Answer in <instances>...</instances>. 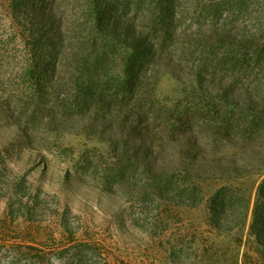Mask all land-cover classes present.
<instances>
[{"label":"rangeland","instance_id":"rangeland-1","mask_svg":"<svg viewBox=\"0 0 264 264\" xmlns=\"http://www.w3.org/2000/svg\"><path fill=\"white\" fill-rule=\"evenodd\" d=\"M50 2L0 0V264H203L204 240L221 245L219 264H234L237 254L242 264L246 249H235V240L250 231L264 180V140L205 137L199 124L206 114L189 107L193 97L203 102L198 84L165 65L153 66L154 98L147 101L155 113L148 115L128 110L135 96L118 104L123 97L111 87L99 104L91 96L101 94L102 81L81 101L75 100L81 91L65 76L66 89L58 93L55 79L72 67L59 64L53 51ZM228 8L221 6L217 23H249L245 15L229 18ZM209 21L201 19L205 26ZM124 68L114 69L121 81ZM164 118L170 119L171 135L165 136ZM151 122L162 127L156 130ZM157 174L172 175L165 196L173 201L155 196L153 186L164 183ZM183 183L197 184L203 194L184 191ZM223 186L251 194L243 230L211 226L216 215L207 199ZM181 192L206 199L178 204ZM235 205L238 194L229 210ZM6 242L8 252L1 247Z\"/></svg>","mask_w":264,"mask_h":264},{"label":"trees","instance_id":"trees-1","mask_svg":"<svg viewBox=\"0 0 264 264\" xmlns=\"http://www.w3.org/2000/svg\"><path fill=\"white\" fill-rule=\"evenodd\" d=\"M50 1V20L55 22L57 35L53 51L59 57V64L72 67L62 75L64 77L60 74L55 79L58 93L66 89L65 76L70 78L74 90L81 91L75 96V100L81 101L82 96L90 97L95 85L102 81L105 85L101 94L91 96L99 100V104H104L102 93L111 87L116 95L123 97L118 104L130 103L128 100L135 96L137 101L131 102L128 110L138 116L148 115L155 107L149 108L147 101L154 98L151 85L156 82V73L153 74V66L165 65L198 84L203 102L193 97L189 107L206 114L205 122L199 124L207 133L205 137L230 143L264 140V0ZM225 4L229 7L225 9L230 13L229 18L245 15L249 23L240 25L232 20L217 23L216 16ZM203 18L210 20L206 26L201 23ZM119 64L125 67L123 75L126 77L122 81L114 72ZM231 109H240V112L234 114ZM163 120L162 123L167 124L165 136L173 134L170 119ZM151 124L156 130L162 127L155 122ZM192 125H197L195 118ZM186 158L183 156L182 161ZM134 159L140 158L135 156ZM175 169L171 174L178 180L181 173ZM171 174H157L164 183L153 186L155 196L165 202L173 201L165 196L172 183ZM180 186L184 191L197 188L199 194H203L197 184ZM231 189L223 186L207 199L210 212L216 215L211 226L219 232L243 230L249 219L250 192ZM237 194L240 205L233 206L231 211L230 200ZM177 197L178 204L191 206L200 205L206 199L205 196L192 198V194L185 198L183 192ZM244 237L243 233L234 246L235 249L245 246L242 264H264V180L257 192L248 237ZM2 246L7 252L11 247L7 242ZM200 247L203 264L224 261L223 249L217 240H204ZM238 258L237 254L234 264H241Z\"/></svg>","mask_w":264,"mask_h":264}]
</instances>
